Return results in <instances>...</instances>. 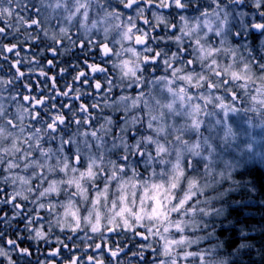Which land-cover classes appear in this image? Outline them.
Returning <instances> with one entry per match:
<instances>
[{
  "label": "snow or ice",
  "instance_id": "snow-or-ice-1",
  "mask_svg": "<svg viewBox=\"0 0 264 264\" xmlns=\"http://www.w3.org/2000/svg\"><path fill=\"white\" fill-rule=\"evenodd\" d=\"M227 2L241 5L245 0ZM118 5L135 11V17L129 14L125 18ZM210 5L201 8L195 0H0V21L4 22L0 27V39H7L10 31L35 29L37 35L31 37L32 41H39V33L43 32L52 42L47 50L53 57L65 39L71 48L79 47L85 55L83 66H71L76 74L72 82L65 85L66 90H61L57 86V77L49 75L35 53L32 59L25 61L16 50L18 44L0 45V59L8 61V53L17 57L10 62L14 73L8 78H0V182L12 187L11 193L0 188L5 197L0 199V203L11 206L12 221L19 219L24 222L28 240L49 243L57 228L61 233H71L66 239L75 243L74 238H80L79 233H84L89 240L92 239L89 232L99 234L102 239L121 231L142 236L135 229L146 227L148 235L142 236L143 239L159 236L164 241L160 249H153L154 255H161L164 259L154 260L153 264H180L181 261L212 264L207 252L185 250L197 245L201 239L189 237L186 232L198 230L196 218L210 214L207 198L201 201L199 196L212 189L223 175L215 169V143L217 140L223 142L231 132L225 129L223 135H217L207 106L212 104V109L219 108L225 114L235 111L234 106L225 104L220 97H213L212 90L241 80L245 83L240 87L247 90L249 82L255 84L253 65L264 73V63H257L252 58L244 63L242 69L234 70L238 68L234 51L232 64L222 66L217 61L215 53L221 48L211 43L209 34L219 37L223 46L229 12L222 0H210ZM251 6L257 10L258 16L264 17V0H251ZM153 9L168 10L167 15H172L174 10L182 22V35L175 37L176 42L184 37L190 40L188 47H179L171 52V60L164 59L166 68L171 70L170 78L144 75L147 72L145 66L156 65L163 55H167L150 46L165 37L152 36L148 29L155 32L160 25L169 30L176 26L175 20L169 22L165 15ZM189 9L197 14L186 15ZM146 13H151L155 24ZM138 21L147 27H141ZM249 27L264 32V20L252 22ZM73 35L77 36L79 43ZM85 40L89 49L98 45L102 56L117 58L112 67L118 70V78L107 74L106 68L88 63ZM193 42L195 47H192ZM114 45H119V48ZM135 46H142V52H138ZM189 47L198 54L200 71H197L193 58L186 61L190 66L186 73L184 67H175L172 63L176 60L184 65L185 55H192ZM65 50L70 51V48ZM125 54L128 58H123ZM25 62L31 67L22 71L20 66ZM56 67L53 59L47 60V69ZM66 72L68 68H59L61 77ZM204 72L218 79L212 81ZM32 73L40 78L35 83L39 95H32ZM97 73L105 74L104 83L96 77ZM229 75L230 80L224 79ZM259 79L260 87L255 88L256 94L251 96L254 107L250 110L264 114V75ZM177 81H183L189 87H176ZM21 82L27 94L22 95L18 91ZM205 83L208 95L190 91L191 88L205 87ZM81 86L94 89V93L88 92L87 95L94 100L103 97L106 106L117 88H135L138 91L135 97L121 95L112 102L116 109L123 105L122 125H114L112 117H106L105 122L96 127L92 123L96 118L82 101L85 93ZM45 88L50 95H44ZM21 95L23 104L18 103ZM60 97L66 98V102L58 105ZM232 98L233 101L238 99L235 95ZM49 100L52 101V111L47 119H42L49 113ZM200 100L204 103H199ZM71 101H79L78 110H73ZM6 104H16L15 111ZM91 107L100 109V103L94 102ZM65 110L73 112L71 120ZM25 116L29 118L27 124ZM73 125L74 131L71 130ZM54 141L57 142L55 148L52 147ZM82 162L86 164L83 169L80 167ZM140 164L152 167V175L156 179L151 183L137 179ZM194 166L200 169L199 177L203 183L198 184L195 177L188 179L187 191L178 203L173 204V190L179 187L186 173L194 170ZM161 193L164 194L162 197ZM62 195L64 200L59 199ZM193 197H196L194 201ZM42 212H47L50 219L41 215ZM171 213H178L180 218L169 220ZM145 221L151 223L145 225ZM0 223L12 227L7 213L0 214ZM172 227L180 233L179 239L165 235ZM5 236L6 232L0 230V239ZM24 239L21 233L17 239L6 240L11 251L21 258L31 256L28 247H21ZM56 242L59 247L49 251L48 256L57 257L61 248L72 252L64 239L57 236ZM93 251L99 254L89 255L87 264H105V252L114 264H121L119 257L124 252V245L113 248L105 240L104 243H96ZM138 255L141 261L145 259L143 251ZM0 256L7 258V264H15L4 247H0ZM67 264H84V261L72 254Z\"/></svg>",
  "mask_w": 264,
  "mask_h": 264
},
{
  "label": "rangeland",
  "instance_id": "rangeland-1",
  "mask_svg": "<svg viewBox=\"0 0 264 264\" xmlns=\"http://www.w3.org/2000/svg\"><path fill=\"white\" fill-rule=\"evenodd\" d=\"M195 3H198L201 8L211 6L210 0H195ZM222 3L225 4L229 12V25L224 36L225 40L223 46L220 43L219 37L209 34L211 43L214 44L215 47L221 48L220 52L215 53L217 61L222 66L232 64L234 51L238 64V68H234V70L242 69L244 63L251 61L252 58H254L257 63H264V32L253 30L249 27L252 22L264 20V17L258 16L257 10L251 6V0H245L241 5L229 4L227 0H222ZM119 7H121V10L124 12L125 18L129 14L135 17V11L124 10L122 6ZM153 11H158L160 14L165 15L169 22L175 20L176 26L169 30L164 25H160L155 32L148 29L152 36L165 37V39H160L150 44V46L167 55H163L158 64H149L145 66L147 67V72H145L144 75L149 78H151L153 74L156 77L167 76L170 78L171 70L166 68L164 59L167 58L171 60V52L176 51L179 47H188L190 40L189 37H184L180 42H176L175 37L182 35L180 32L182 22L179 20V17L176 16L174 10L172 11V15H167L168 10L153 9ZM196 14L197 13H195L193 9H189V12L186 13V15ZM146 16L155 24V20L151 16V13H146ZM138 23L141 27H147L142 24V21H138ZM73 31H75V29H73ZM80 38L83 37L81 36ZM74 39L79 43L78 38ZM100 39L102 40L103 37L101 36ZM114 47L118 49L119 45H114ZM135 47L138 52H142V46ZM192 47H195L194 42L192 43ZM77 50H80V48L70 47V51H67L68 55L65 58L69 61V64L75 62V65L79 64L83 66L85 55L81 50L80 53H75ZM97 50L98 54L94 56ZM188 51L192 53V55H185L184 65H181L176 60H172L173 65L175 67H184L186 73L190 67L187 66L186 61L189 58H193L196 60L195 67L197 71H200L201 62L198 59V54L193 53L191 47L188 48ZM85 52L87 53L86 58L88 63H95L104 67L107 69V74L112 75L114 79L118 78V70L112 67L113 60L117 59L115 56L103 59L98 45L91 49L85 45ZM99 54L101 56H99ZM123 58H128L127 54H125ZM208 62L210 61H206L205 63ZM253 71L255 72V84L249 82L250 87L247 90L240 87L241 84L245 83L243 80L235 81L224 87H218L212 90L211 95L213 97H220L225 104L234 106L236 109L235 111L225 114V112L219 108L212 109V104L207 106L211 111L210 119L213 122L217 135H223L225 129H230L231 132L223 142L217 140L215 143V169L223 175L212 189L206 190L204 195L199 196L201 201L207 198L210 214L207 216H198L196 218L198 230L195 232H186L189 237H200L201 239H199L197 245L185 250L207 252L212 264H264V254L261 245V241L264 239V114L250 110L254 107L251 96L256 94L255 88L260 87L261 82L259 77L264 75V73H261L255 65H253ZM75 74L73 69L69 71L67 75L63 77L64 83H71ZM98 74L100 73H97V75ZM203 74L209 76L212 81L218 79L211 73L204 72ZM101 75V83H104L105 74ZM224 79L230 80V75L225 76ZM94 82L95 81H93V83ZM64 83L59 85L58 88L66 90ZM175 86L189 87L183 81H177ZM91 89L92 88L87 86H81V91L85 93L82 99L88 96V92L94 93L95 90ZM137 91L138 90L135 88H125L123 90L117 88L114 91V95L110 97L111 100L107 106L104 103L103 97H97L95 100L91 99L88 100V102H84L89 107L91 114L96 118L92 121L93 125L98 127L99 124L105 122L106 117H112L114 125H122L123 121L120 120V117L124 115L123 105H121L119 109H116L112 106V102L118 100L121 95L135 97ZM190 91L208 95L206 83L205 87L201 89L191 88ZM233 95L238 97V99L233 101ZM101 99L103 101H99ZM97 101L101 102L100 109L92 108L91 105ZM51 103L52 101L48 102L49 113L46 115H50L52 111ZM60 103H62V101L57 100V104L59 105ZM199 103L203 104L204 101L200 100ZM213 103H216V101L213 100ZM255 106L259 108L258 105ZM72 107L73 110L76 111L79 106L72 102ZM65 111L67 112V110ZM77 114L83 115L78 112ZM67 118L71 120L73 118V112H67ZM42 119L47 118L43 115ZM17 122L19 123V120H17ZM24 122L25 124L29 123V118L27 116H25ZM71 130H75V125L72 126ZM115 131L116 129L114 127L113 132ZM56 146L57 142L54 141L52 147L55 148ZM113 158L117 157L113 156ZM85 166L86 164L84 162L80 165L81 169ZM137 171L140 173L137 179L141 182L147 181L151 183L156 179L152 175L151 166L146 167L144 164H140ZM199 174L200 169L194 166V170L191 173H186L185 177L181 178L179 187L173 190V204L178 203L179 198L187 191L188 179L195 177L198 184L203 183ZM0 175H2V173H0ZM112 190L114 191V186ZM11 192L12 187L10 186L9 192L7 193ZM160 195L162 197L164 194L161 193ZM3 198H5L4 193H0V199ZM59 199L64 200L65 197L62 195ZM195 199L196 197L192 198L193 201ZM20 202L26 203L24 201ZM189 203H191V201ZM29 207H31L30 204ZM0 209H3V212H0V214L7 213L9 222L12 225V227L9 228L3 223H0V230L6 232V236L0 239V247H4L6 251H8L9 256L13 259L15 264H39V262L48 264L49 261H51L52 264H67L72 254L77 255L84 261V264H87V259H84V257H88V254L98 255V252L93 251L94 246L96 243H104L105 240H107V244L111 245L113 248L124 245V252L121 253L119 257L121 264H153L154 260L164 259L163 256L158 254L154 255L153 253V249H160L164 243L159 236H149L147 240L142 238V236L148 235L146 227H137L135 229L137 232H140L142 236H134L132 232L121 231L115 234H108L102 239L99 234H92L89 232L88 235L92 237V239L89 240L85 238L84 233H79L78 236L80 238H74L75 243L68 242L66 239L67 235H71V233H61L57 228L55 233L51 236V241L49 243H44L43 241L37 243L27 239L28 233L24 231L23 221L19 219L16 221L11 220L13 214L11 206L0 203ZM41 215L49 218L47 212H42ZM178 218H180L178 213H171L168 217L169 220ZM150 223L149 221L144 222L145 225ZM36 226L39 227V225ZM44 226L47 228V221H45ZM153 230L155 231L156 229L154 228ZM162 230L161 227L160 231L162 232ZM21 233L25 237L21 242V247H28L30 249V257L21 258L18 253L11 251L6 244L7 239H17ZM165 235H174L175 238L179 239L180 233L176 232L175 228L172 227L169 233ZM57 236L70 244L72 252L70 253L68 249L61 248L60 254L57 257H50L48 256V252L59 247L56 242ZM88 245H91V247H88ZM146 245H151V247H146ZM43 249L46 251L44 252L45 257L41 256V258H39ZM141 251L146 255L143 261H141L138 255ZM176 251H180V249H176ZM134 253L137 255H134ZM104 259L105 264H110V262L114 264L107 252L104 254ZM0 264H7V258L0 256ZM180 264H186V262L181 261Z\"/></svg>",
  "mask_w": 264,
  "mask_h": 264
},
{
  "label": "trees",
  "instance_id": "trees-1",
  "mask_svg": "<svg viewBox=\"0 0 264 264\" xmlns=\"http://www.w3.org/2000/svg\"><path fill=\"white\" fill-rule=\"evenodd\" d=\"M22 15H27V14L22 13ZM3 26H4V22L0 21V27H3ZM73 32H75V31H73ZM36 35H37V31L35 29H26L25 30L24 28H21L20 32L10 31L9 32V36L7 37V39H0V45L13 44V43L18 44V48L16 50L20 51V53H21L20 58H22L25 61L32 59L33 58L32 54L35 53L36 54V58L39 60L40 65L43 66L46 70H48L49 75H55L57 77V86H59L62 83H64L63 77L65 75H67V73L69 71L72 70L71 66L75 65V62L72 63V64H69V61L66 60V58H65L68 55L67 51H65V49L66 48H70L71 46L68 44L67 40L65 39L64 45L63 46H58L59 47V51H58L57 55L55 57H53L51 55V52L47 50L48 46L51 45V43H52L51 40L46 38L44 36L43 32H40L39 33V37H40L39 41L34 43L32 41V39H31V37L36 36ZM50 35H51V32H50ZM74 38H77V36L73 35V39ZM37 44H39V47H37ZM85 45L87 46V41H85ZM77 49H78V47H77ZM78 52L80 53V50H77L75 53H78ZM95 54L97 56L98 50L94 53V56H95ZM6 55L9 57L8 61L0 59V78H8L10 75H12L14 73V70L10 68V62L14 61L15 59H17V57L14 55V53H8ZM99 56H101V55L99 54ZM48 59H53L54 62L57 64V67L54 68V69H47V60ZM20 67H21L22 71H27V69L29 67H31V65H29L28 63L25 62ZM61 67L68 68V72H66L63 77H61L59 75V68H61ZM100 75L101 74H98V75L96 74V77L101 82ZM25 79L27 80L28 77L26 76ZM38 79H40V78L37 77L35 73L31 74L30 82L33 84L32 95H39V92H38V90L35 87V83H36V81ZM41 83H43L42 80H41ZM64 84L66 85L67 83H64ZM18 91H20L22 93V95L23 94H27L22 88V82H21V86L18 89ZM5 95H7V94L5 93ZM22 95L20 97H18V103L19 104H23L24 103L23 100H22ZM44 95L45 96L50 95V93L48 92L47 88H45ZM91 99H93V98L89 97V96H86L84 99H82V101L83 102H88V100H91ZM58 101L66 102V98L60 97V98H58ZM99 101H103V100L101 99ZM72 102L79 106V101H71V103ZM99 103H101V102H99ZM25 106H28V105H25ZM6 107H9L10 110L14 112L15 108H16V104H10V105L6 104ZM100 107H101V105H100ZM44 117L48 118V115H44ZM0 188H3L6 192H9L10 185H6V184H3L2 182H0ZM261 245H262L263 254H264V239L261 241ZM44 252H46V251L43 249L42 253H40L39 258H41V256L45 257ZM87 256H89V254ZM144 256H146V255H144ZM84 259H87V257H84Z\"/></svg>",
  "mask_w": 264,
  "mask_h": 264
},
{
  "label": "flooded vegetation",
  "instance_id": "flooded-vegetation-1",
  "mask_svg": "<svg viewBox=\"0 0 264 264\" xmlns=\"http://www.w3.org/2000/svg\"><path fill=\"white\" fill-rule=\"evenodd\" d=\"M103 57V59H106V58H110V57H104V56H102ZM112 57V56H111Z\"/></svg>",
  "mask_w": 264,
  "mask_h": 264
}]
</instances>
